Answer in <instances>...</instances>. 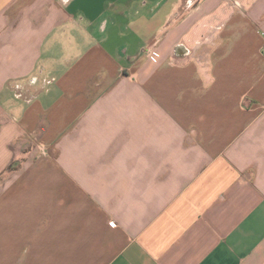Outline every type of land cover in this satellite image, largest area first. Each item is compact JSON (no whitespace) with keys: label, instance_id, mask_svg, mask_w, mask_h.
<instances>
[{"label":"crops","instance_id":"1","mask_svg":"<svg viewBox=\"0 0 264 264\" xmlns=\"http://www.w3.org/2000/svg\"><path fill=\"white\" fill-rule=\"evenodd\" d=\"M0 264H264V0H0Z\"/></svg>","mask_w":264,"mask_h":264},{"label":"built area","instance_id":"2","mask_svg":"<svg viewBox=\"0 0 264 264\" xmlns=\"http://www.w3.org/2000/svg\"><path fill=\"white\" fill-rule=\"evenodd\" d=\"M148 56H150L152 58L153 61H158L160 54L153 48H149L147 51ZM113 224H115L114 222H112Z\"/></svg>","mask_w":264,"mask_h":264}]
</instances>
